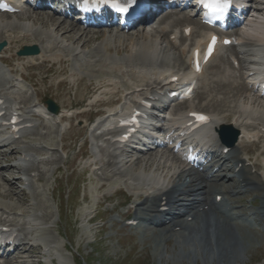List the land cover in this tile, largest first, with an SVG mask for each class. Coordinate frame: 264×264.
<instances>
[{
  "label": "bare ground",
  "instance_id": "1",
  "mask_svg": "<svg viewBox=\"0 0 264 264\" xmlns=\"http://www.w3.org/2000/svg\"><path fill=\"white\" fill-rule=\"evenodd\" d=\"M54 16V14H45L44 16L38 14L36 17H33L29 13H20L13 16L0 15V41L4 40L8 45V47H6L2 53L10 50L12 45L18 46L20 41L17 35L24 34V41L21 45H37L40 49L39 55L23 59L27 65L35 64L37 61H41L42 63L47 61H53L59 64L68 63V66L72 67L69 68L71 75L77 73V66H82V70L85 73H89L87 76H90L96 67L103 68L106 66V64H108L109 59H112L109 55L110 51H114L116 55H119L120 51H128V53H126L128 56L115 61L124 64L125 68L128 69L129 73L132 74L137 73V67L142 69L148 67V70L146 69V71H148V74L153 76L151 79V84L146 85L143 82L141 85L135 87H145L146 89L160 84L165 86L166 80H160V76L167 74L168 71L170 72V70H164L159 74L158 72H155L159 70L154 64L155 60L157 59L156 56L160 58V63L162 65H170V55H168V50H171V47H174L178 40L184 41V39H187L182 36L183 31H181L179 35L175 31V28L180 25L178 23L181 21L176 22V24L169 31L162 29L156 32L157 37L155 36L156 39L153 42L151 40L152 36L150 34H145V32L141 35L138 33L121 35L119 32L110 35L106 31H100L98 33L80 27L78 23L74 22L73 20L66 22L64 20L55 19ZM185 19L186 18H184V20ZM258 25L254 24L252 27H257ZM188 26L190 25L187 24L185 27ZM7 34L8 37L5 38V35ZM193 34L194 32L192 31L189 38H191ZM171 36H174L173 39H175L173 44L170 40H168ZM263 36L264 33L261 35L259 34L257 38L262 39ZM72 37L73 39H71ZM161 39L167 42L166 46L155 47V42ZM91 41H97V43L91 48L87 49L86 45ZM261 41L264 40L262 39ZM254 42L255 41L252 42L249 40V38H247L244 41L245 48L237 49L236 52L238 54H243L246 56L245 58L239 60L238 63L240 67H243L244 64H251L253 53L258 51V46L256 45L252 47V50L250 49ZM198 44H200V42H198L196 45ZM56 49L57 52H54ZM181 51H183L182 54L185 55L184 50ZM64 56H67L68 58H64ZM179 58L180 57L178 56L174 63L175 67H179L182 64L180 60L181 58ZM85 59L93 62L90 63L88 61H84ZM2 62L6 63L3 60ZM175 64L180 65L176 66ZM4 72L5 71L2 70L3 75L0 77V93H4L9 90L13 91V89L6 88L5 86V80L7 77ZM12 72L15 73L16 71L12 70ZM219 73L220 74L217 75L219 80L216 79L214 81V85H216L217 88H220V86L225 88L227 87V89L224 91L225 95L232 94V97H234L240 94L241 91L246 92V96L242 97L243 105L238 103L236 110L231 108L229 116L231 117L232 122L230 124L233 126V128L237 129L239 133L243 134L244 137H246L248 133L250 135L253 133H261V130L264 129V107L263 111H258L256 113L253 111H248L247 106L249 105L252 107H259L256 105V100L261 102L262 99L254 94L253 89L247 84L238 82L243 80V73H240L241 75H239L236 79H232L230 76L224 75L222 72ZM145 75H147L146 72H140L138 77L146 78ZM12 79L13 78H11L10 83H13ZM104 86L105 83L96 85L91 91H99ZM164 86L161 87L160 90H162ZM211 91L212 87L209 86L208 92L211 93ZM120 92V90L117 91V93ZM112 93H115V90H113ZM250 93H253V101L250 97ZM4 97H6L5 93ZM36 99L37 100H32L26 96L20 97L19 103L20 105H23V108L20 110V112L26 119L24 123L29 122V124H32V121H30L29 118L36 112L42 113L41 107L37 106L38 103L40 104L38 94ZM224 103L225 100L220 101V104L223 106H225ZM218 106L219 104L217 107ZM179 116L174 115L172 117V122H176L179 119ZM55 118L56 116H53V121ZM249 121L251 122L248 123ZM221 124H224L223 119H214L212 128L208 129L207 132H213L212 136L215 138L214 131ZM32 132L33 129L30 131V134ZM98 138L101 139L100 137ZM261 139L264 141V133L262 134ZM3 142L4 145H1L0 143V150H2L1 148L5 149V147L13 144L12 141L9 142L6 140V138L3 139ZM241 142H243V138L240 139L239 143ZM6 143L8 145H6ZM104 144L107 145V142ZM214 144L215 147L218 146L220 148V152L218 153V151H213L211 156L212 165L205 169L206 171L203 173H194L191 170H186L185 167H175L170 159V153L168 154L167 152L143 153L141 154V158L136 157L135 159H128V157H114L108 147L99 148L97 145H95L96 147H94V149L96 150L97 148L98 156L93 154L95 161L92 163V165L102 166L103 175H106L107 169H110V175L105 176L107 181H110L111 179L109 178L113 177L123 180L124 186L128 189L130 194L135 197V199H140L143 196L144 201L141 202L140 205H137V207H146L147 203L151 204L152 210H150V214H145L144 216L136 214V217L133 218V220H144L145 222H151L153 217H159L163 220L172 217L171 223L177 224L174 225V227L180 226L185 234L184 236H180L177 238V240H175V243H178L180 248L184 249V251H181V255L190 261L198 258L201 253H209V261H212L214 257H222L224 254L226 255L231 249H237L239 247H231L232 244L229 243L230 240L239 245L245 241L242 232V230L245 228L243 227V224H241L242 220H246L242 218V216L245 215L243 214L245 213V210L243 208L241 209L240 212L242 214H239V212L236 211V207L230 203V199L228 198L230 194L238 195L247 192L253 193L255 197L252 200V206L256 205L257 198L260 199V203L256 212L247 211V217L251 218V220L255 222L254 224H256L258 220H264V181L261 182L257 178L251 176L248 169L243 166L245 160L238 157V153L240 152V150H238V145H236V147L227 154H222L221 151L223 148H225V146L221 145L217 140ZM50 151L52 156L45 163V165H48L49 163L53 165V159L55 158V155H53L54 151L44 147H34L30 146V144H27L22 147L18 145L10 152L0 151V163L9 162L12 160L15 154H18V159L15 160L13 164H6L3 170L0 169V180L7 187L3 191L0 187V201H2V203L0 202V211L8 215L11 213L15 214V219L7 221L10 223L8 227H18V230L23 233V240H28L33 231L29 228V220L27 219L28 217H32L33 222L39 221L43 225L49 224L51 217L50 213L47 212V206L44 205V200L41 199V196L37 190L42 186L35 187L32 179L26 181L29 182L28 189L31 190V194L35 199L36 206L45 211V214L40 217L37 215L34 216L30 210L21 209V207L25 205V202L20 198L23 193L16 187V182H22V176H25L26 172L30 170V168H33L40 173L38 181L42 179L47 181L46 175L49 176V174L41 171L40 167L35 166L36 160L34 159V156L37 154L38 156H45V154H48ZM104 155H107L106 159L101 157ZM261 156H264V149L261 151ZM172 159L175 160V163H177L175 158ZM240 164L241 167L235 171V169H237ZM255 166L257 168L259 167L258 164H255ZM215 167H218L217 171H223L224 173L218 175L216 174V171L214 174H212V169ZM124 170H126L125 173H123ZM49 171L51 172V169ZM172 171L176 172L170 174ZM3 172H8L9 174L5 176L3 175ZM14 172L18 174V180H16V176L12 175ZM173 178L174 180H172ZM129 181H136L138 184L132 185L129 183ZM149 184L152 185L150 188L153 194L148 193L150 190L149 188L146 187L147 191L143 189V187ZM103 187L104 185L101 184L99 188ZM212 193H214L213 200L216 196L222 197L221 204L216 205L213 201H211ZM179 195H185L187 200L182 202L181 200L177 199L176 196ZM13 200L16 201L15 205H11L12 203L10 204V202H7ZM161 200H166L170 205H172V210L165 214L159 212L158 207ZM206 206L207 209H204L203 207ZM183 207H185V213L180 214V208ZM200 208L203 209L201 210ZM16 210H19L20 215L14 213ZM33 210L34 209H32V211ZM146 210L148 211V209ZM81 213L82 214L80 215L84 217V220L88 219L89 222L90 218L87 216V214H89L88 211L84 208ZM187 214H189L188 216H193V224H188L182 220V218ZM41 232H45V230L41 229ZM189 236H191L190 241H188L187 238ZM52 243L54 242L47 241L43 245L38 244L36 246H30L28 247L27 251L13 256L12 259L8 260L7 264H13L12 261L15 260H19L18 262H20V260L23 258H33L31 257L32 255L41 256L42 248H47V246L50 247V244ZM157 250H155V252L157 254V258L159 259L160 257L158 256ZM45 254H49V252H46ZM243 258L244 256L241 254V256L237 259L242 261ZM22 262L25 263L24 261Z\"/></svg>",
  "mask_w": 264,
  "mask_h": 264
},
{
  "label": "rangeland",
  "instance_id": "2",
  "mask_svg": "<svg viewBox=\"0 0 264 264\" xmlns=\"http://www.w3.org/2000/svg\"><path fill=\"white\" fill-rule=\"evenodd\" d=\"M38 14L45 15L44 12L41 11L33 12L31 16L36 17ZM193 21H196V19ZM71 39H73V37ZM162 46H164V43L160 42V47ZM168 53L171 56V58L169 57V63L174 64L177 60L178 52L176 50H170ZM219 65L221 68L222 64L220 60L215 63V66L208 70L207 75L209 79L214 71L217 72V67ZM223 70L227 73H231L230 69L226 66L223 67ZM231 74L236 76V73ZM52 75L58 76L57 69L55 74ZM51 78H53L52 82H55L57 79L55 77ZM225 89H227V87L220 86V88H217L215 85L209 97L208 94L204 92L202 95L195 98L192 105L194 107L196 106L198 110L214 113L217 118H223L227 122V114H229L231 108L236 110L238 103L242 104V97L246 96V93L241 91L240 94L232 97V94H224ZM210 99L212 101H210ZM221 100H225V106L220 104ZM200 104L202 107L199 106ZM218 104L219 106L217 107ZM254 108L251 107V109L255 111L261 109L260 107ZM75 134L76 132H71L72 137ZM256 148L257 147H252L251 150H249L250 153L256 150ZM76 151L77 150L71 154V158L77 154ZM238 155L240 157H245L243 151L239 152ZM1 164L2 163H0V166ZM77 169L80 171L79 167ZM63 171L64 170L60 172V175H49L50 178H48L47 181L44 179L40 181L39 186H42L41 190H44V205L47 206V211L50 212L51 218L48 225H50L51 228L46 234L37 233L40 239L56 244V253L60 257L59 262L61 261L63 264H264V233L251 232L246 229L242 230L245 241H243L241 245L232 240L229 242L232 244L231 247L239 246L237 249H231L222 257H214L212 261H209V253H201L198 258L189 261L181 255V251H184V249L180 248L179 244L174 242L175 238L183 236V233L172 234V238L167 239L155 235L156 233H162V231L165 232L166 228L162 231H154L155 233L150 230L135 233L123 228L120 224H113L110 217L113 218L118 216V214H124L125 218L129 210L128 207L122 208V212H118L119 210H117L111 215L103 214L100 211L99 218L104 224L102 231L99 230L100 221H97V218H95L97 222L89 226L86 222H83L84 217L80 214H82L81 211L84 210V208L88 212L91 211L92 213L93 211V198L95 193L93 178L89 175H84L83 177L79 175L80 172H76V170H74L73 174L70 170ZM0 187L3 189L7 188L6 185H1ZM53 189H55V191L51 199L50 193ZM253 197L252 195L245 198L244 204L247 207H249L247 199ZM21 198L23 200L24 198L26 200L30 199L28 196ZM8 202H10V204L12 203L11 205H15L16 203L15 200ZM237 206L239 205L237 204ZM41 211L40 209L38 210L39 213ZM57 233H59L60 236H57ZM187 238L188 241H190L191 236ZM155 250L158 251L159 259L157 258ZM241 254L244 256L242 261L237 259ZM43 261H46L45 264H48L47 259ZM55 263L56 262H53V264Z\"/></svg>",
  "mask_w": 264,
  "mask_h": 264
},
{
  "label": "snow or ice",
  "instance_id": "3",
  "mask_svg": "<svg viewBox=\"0 0 264 264\" xmlns=\"http://www.w3.org/2000/svg\"><path fill=\"white\" fill-rule=\"evenodd\" d=\"M134 2V0H132ZM205 7L209 8L214 14L221 15L229 7L228 0H199ZM112 7L117 12L126 13L129 10V4L120 3L118 0H113ZM201 121L206 120V117L199 116Z\"/></svg>",
  "mask_w": 264,
  "mask_h": 264
}]
</instances>
